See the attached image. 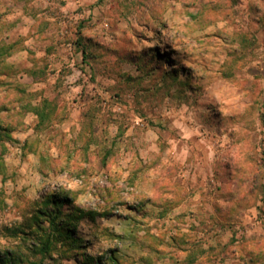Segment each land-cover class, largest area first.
I'll use <instances>...</instances> for the list:
<instances>
[{"label":"rangeland","instance_id":"rangeland-1","mask_svg":"<svg viewBox=\"0 0 264 264\" xmlns=\"http://www.w3.org/2000/svg\"><path fill=\"white\" fill-rule=\"evenodd\" d=\"M0 108L3 253L60 190L44 264H264V0H0Z\"/></svg>","mask_w":264,"mask_h":264},{"label":"trees","instance_id":"trees-1","mask_svg":"<svg viewBox=\"0 0 264 264\" xmlns=\"http://www.w3.org/2000/svg\"><path fill=\"white\" fill-rule=\"evenodd\" d=\"M29 107L37 115L33 127L35 131H40L47 127L54 118L53 113L56 111V105H50L47 98L40 104H32ZM13 130L14 126H12V124L7 122L2 123L0 121V174L6 170L4 156L8 146L7 143L14 141L12 135ZM37 141H40V138H38ZM23 147L26 151L29 148V151L36 152L37 149V145H35V143L32 144L30 139L25 140ZM70 203L72 204V200L63 193V191H50L43 194L39 203L40 206L29 218L39 232H41L33 241L34 245L32 244L30 248L35 255H40V257L32 260L31 258L24 257L22 253L15 256L13 250L7 248L4 253L0 250V264H44L45 258L54 253V250L60 251L62 255L65 248L64 246L76 251L75 254H77V249H79L82 244L78 237H74L70 232L72 228L70 226L73 220L77 221L82 216L83 211L81 212L79 206L73 204L74 210L71 213H66L64 206ZM49 207L50 209H48ZM45 220L50 221V230H46L43 227L41 222ZM62 236L63 247L59 249L57 247V241L60 240Z\"/></svg>","mask_w":264,"mask_h":264},{"label":"crops","instance_id":"crops-1","mask_svg":"<svg viewBox=\"0 0 264 264\" xmlns=\"http://www.w3.org/2000/svg\"><path fill=\"white\" fill-rule=\"evenodd\" d=\"M30 137V136H29ZM3 174V173H2Z\"/></svg>","mask_w":264,"mask_h":264}]
</instances>
